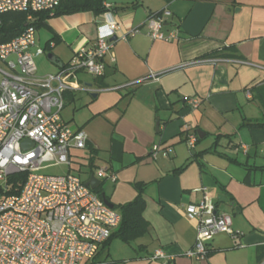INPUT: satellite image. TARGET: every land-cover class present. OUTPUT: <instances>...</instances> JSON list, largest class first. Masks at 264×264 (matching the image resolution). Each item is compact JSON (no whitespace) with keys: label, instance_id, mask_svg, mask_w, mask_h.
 <instances>
[{"label":"crops","instance_id":"obj_1","mask_svg":"<svg viewBox=\"0 0 264 264\" xmlns=\"http://www.w3.org/2000/svg\"><path fill=\"white\" fill-rule=\"evenodd\" d=\"M101 6L102 13L43 15L31 50L34 62L45 56L56 73L92 44L97 24L109 17L118 24L104 75H73L79 89L64 94L61 112L89 136L84 150L71 152L73 173L85 183L106 167L115 179L96 177L97 188L118 212L143 187L141 233L129 243L111 238L94 262L160 264L149 258L162 250L174 257L171 264H264V0H102ZM165 10L162 32L176 38L151 40L145 21ZM134 28L138 34L120 39ZM189 99L198 107L190 108ZM185 127L200 132L193 149ZM156 144L167 155L153 154ZM204 193L229 215L237 237L215 235L207 256L195 260L183 255L196 238V221L184 209ZM218 194L235 207L218 203Z\"/></svg>","mask_w":264,"mask_h":264},{"label":"built area","instance_id":"obj_2","mask_svg":"<svg viewBox=\"0 0 264 264\" xmlns=\"http://www.w3.org/2000/svg\"><path fill=\"white\" fill-rule=\"evenodd\" d=\"M58 5L59 0H0V15L25 13L27 22H32L34 14L53 12ZM168 15L165 10L148 16L145 34L151 40L170 42L176 38V32H162L163 17ZM117 26L110 17L97 24L89 47L78 50L58 72L44 75L37 73L31 54L36 47L34 26L0 43V264L90 262L120 223V213L71 171L72 150H84L89 136L61 118L64 94L79 89L72 76L79 72L94 78L104 75L103 58L113 46ZM138 33V28L130 29L120 39ZM36 53L43 50L36 48ZM187 104L190 108L199 105L194 99ZM184 133L187 147L193 149L196 132L185 127ZM25 140L33 146L23 148ZM159 151L165 156L169 150L153 145V154ZM60 166L66 168L65 173H45ZM18 174L24 175V181L18 193L9 194L13 186L10 178ZM95 174L101 180L115 179L106 167H97ZM184 212L196 221L195 243L184 252L185 257L204 259L208 242L219 233L237 237L229 215L218 211L206 193ZM173 259L162 250L149 258L160 264H171Z\"/></svg>","mask_w":264,"mask_h":264},{"label":"trees","instance_id":"obj_3","mask_svg":"<svg viewBox=\"0 0 264 264\" xmlns=\"http://www.w3.org/2000/svg\"><path fill=\"white\" fill-rule=\"evenodd\" d=\"M102 0H59V5L54 9L53 15L58 16L62 14H69L73 12L82 11L85 9H92L96 13H102L106 9L104 6H101ZM49 12H42L38 14H34V18L32 22H27V15L25 13H5L0 15V43H6L13 39L14 37L21 34L27 26H34L35 29L39 28L42 25L41 17ZM39 17V19H38ZM37 18V19H36ZM198 141V138H197ZM196 141V142H197ZM93 150H90V154H93ZM93 156L89 158V166H93ZM24 181V175L18 174L14 175L10 178V182L13 183L11 186V190L8 192L9 194H16L20 188V185ZM145 186V185H144ZM138 196L136 199L130 203L120 205L117 208L119 209V213L121 215V220L116 228V231L113 232L108 240L104 243H107L111 238L117 237L124 242L129 243L130 240L137 237L143 228V218L141 217V186H136ZM97 196L101 198L102 194L100 189L97 188L93 190ZM96 257V256H95ZM95 257L88 262L89 264H98L94 262Z\"/></svg>","mask_w":264,"mask_h":264},{"label":"water","instance_id":"obj_4","mask_svg":"<svg viewBox=\"0 0 264 264\" xmlns=\"http://www.w3.org/2000/svg\"><path fill=\"white\" fill-rule=\"evenodd\" d=\"M47 59L49 61H51V62H56L55 57L53 55H51V54H47ZM58 65H60V64H58ZM196 134H197V136L199 138L201 137L200 136V132L196 131ZM21 145H22L23 148H27V147H32L33 146V144L30 141H28V140L23 141ZM85 185L88 186L91 190H95L97 188V186L99 185V180L94 175H92L90 177V179L85 182ZM102 200L109 208H113V205L111 203H109L105 198H103ZM216 200H217L218 203L229 205L230 207H235L234 204L229 203V199L227 197H225V196H223L221 194H218L216 196Z\"/></svg>","mask_w":264,"mask_h":264},{"label":"rangeland","instance_id":"obj_5","mask_svg":"<svg viewBox=\"0 0 264 264\" xmlns=\"http://www.w3.org/2000/svg\"><path fill=\"white\" fill-rule=\"evenodd\" d=\"M35 62H36V66L38 68V74L39 75H44L46 73H49L50 70H53L52 67H51V65H49L47 63V61L45 60V56L40 57ZM86 79L89 80V78H86ZM72 107H73L72 105L67 106L66 107V110H64L63 114L65 115V112L67 114L69 112V110H71ZM65 172H66V168L64 166H60V167H57V168L48 169L45 173H49V174H62V173H65ZM80 175H81L82 178L85 177V174L84 173L83 174H80ZM116 244H120L121 246L124 247V245H122V243H120L119 241H116Z\"/></svg>","mask_w":264,"mask_h":264}]
</instances>
